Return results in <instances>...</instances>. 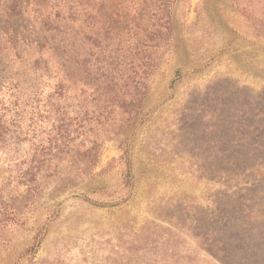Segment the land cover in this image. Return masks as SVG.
Returning a JSON list of instances; mask_svg holds the SVG:
<instances>
[{
	"label": "rangeland",
	"instance_id": "374dc122",
	"mask_svg": "<svg viewBox=\"0 0 264 264\" xmlns=\"http://www.w3.org/2000/svg\"><path fill=\"white\" fill-rule=\"evenodd\" d=\"M258 111L264 0H0V264H264Z\"/></svg>",
	"mask_w": 264,
	"mask_h": 264
},
{
	"label": "trees",
	"instance_id": "16d2710c",
	"mask_svg": "<svg viewBox=\"0 0 264 264\" xmlns=\"http://www.w3.org/2000/svg\"><path fill=\"white\" fill-rule=\"evenodd\" d=\"M261 119H264V113L261 111L257 112ZM246 115H244V118ZM243 133L237 132L236 135H231L227 141L222 140L223 146L219 151L223 155H230L232 158L240 157L242 151L241 160L245 163L244 171L259 169L264 170V120L258 124L255 121L243 123ZM250 129L252 136L247 135L246 131ZM235 131V129H234ZM233 132V130L231 131ZM7 133V128L3 124L0 118V143L4 142L5 135ZM255 134V135H254ZM256 135H258L256 137ZM241 144V146H239ZM252 159V164L248 162ZM258 162V164H257ZM264 233V232H263Z\"/></svg>",
	"mask_w": 264,
	"mask_h": 264
}]
</instances>
